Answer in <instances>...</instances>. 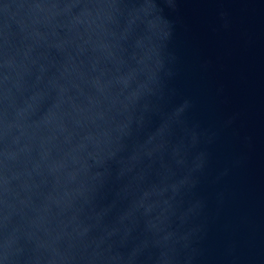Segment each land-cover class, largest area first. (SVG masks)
Here are the masks:
<instances>
[{
  "label": "water",
  "instance_id": "obj_1",
  "mask_svg": "<svg viewBox=\"0 0 264 264\" xmlns=\"http://www.w3.org/2000/svg\"><path fill=\"white\" fill-rule=\"evenodd\" d=\"M0 264H264V0H0Z\"/></svg>",
  "mask_w": 264,
  "mask_h": 264
}]
</instances>
